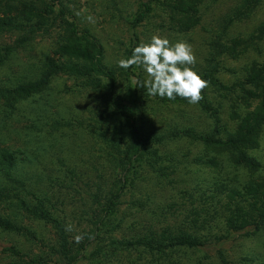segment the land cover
I'll return each mask as SVG.
<instances>
[{
  "label": "rangeland",
  "instance_id": "rangeland-1",
  "mask_svg": "<svg viewBox=\"0 0 264 264\" xmlns=\"http://www.w3.org/2000/svg\"><path fill=\"white\" fill-rule=\"evenodd\" d=\"M17 1L27 3L36 0ZM144 1L146 0H42L49 6L52 4V12H48L49 9L46 8L48 14L43 15L38 30L34 28L35 25L31 27V23H24L20 31L0 33V55L3 57L0 62V86L12 85L20 79L26 81L37 78L47 59L64 62L66 57L61 55L58 45L62 43L65 35L64 22L70 23L74 20L78 32L87 31L100 44L102 63L114 76L113 93L116 103L128 106L125 93L127 88H133L135 81L131 73L141 76L142 82L147 76L143 68L133 65L130 73L129 70L118 67L117 61L125 59L132 44L139 46L141 43H148L153 35H158L168 39L171 44L180 41L188 43L196 57L193 70L202 79L206 70L216 62L217 69L212 73V78L229 92L221 91L208 83V87L202 91L203 106L200 103L191 105L188 102L144 101L148 107L154 109L146 119H151L164 135L171 129L168 126H176L191 127L203 133L212 131L215 137L231 136L239 118L251 111L256 103L245 96V90L252 92V88L244 85L243 91L233 85L243 79L245 70L252 62H260L264 58V37L256 36L260 33L264 20V0L250 4L245 15L234 20L237 11L246 6H243V0H200L199 23L184 32L168 30L167 16L157 4L153 5L152 11L139 24L131 27V22ZM59 6L63 8L64 14H59ZM230 18L232 22L225 26ZM30 28L34 29V33L20 44L19 39L27 37ZM218 36L226 46H231L230 39H241L246 43V50L243 51V44H240L225 54L214 55L213 42ZM10 46L11 51L3 54V49ZM143 91L147 93L146 88ZM99 100L101 98L92 90H88V87H84L79 80L56 74L50 80L46 91L23 101L18 115L5 119L7 125L4 127L5 133H0V139L5 137L8 145L14 146L12 148H25L28 153H36L34 157L46 163H49V159L46 158L45 150L55 146L60 151V156L66 157L67 152L77 167L104 164L103 159H95L101 156L99 146L79 130L68 132L67 127H61L62 130L54 132L55 130L51 131L45 125L46 120L54 117V113H60L71 126L74 125L75 123L69 121L70 118L66 119L68 111L76 118H88L93 121L99 118L98 111L103 108ZM36 109L42 110L38 113L40 116L33 114ZM2 118L0 114V125ZM88 119L85 120L89 121ZM31 125L41 128L39 131L35 128L29 129ZM62 135L71 136L64 139L61 138ZM163 150L165 162L160 166L161 173L154 175L151 171L144 172L139 169L136 175L140 179L135 182L140 186V190L133 193L125 191L120 198V205L117 206L118 216H123V219L129 222L133 217L140 216L143 219L152 210V219L156 221L157 228H176L191 220L192 211H206L207 219L213 217L216 220L204 230H198L196 234L208 236V242L196 250L181 249L171 253L168 264H221L216 250L222 252L229 264L264 263V237L251 232L249 228L230 233L220 242L212 238L225 233L221 223L223 214L217 204V201L221 200L212 201L208 196L210 189L214 184L220 183L239 187L247 183L252 175L245 169L232 165L226 152L203 147L188 138L166 141ZM247 153L260 163L254 176L264 177V128L260 134L258 148ZM27 156L31 158V155ZM199 158L201 160H197ZM206 159L213 163L203 164ZM79 187L78 184L76 188ZM62 198L65 200L62 202L66 206L67 220L73 228L71 239L74 240L76 235H82L84 239V234L93 230V225L86 223L83 214L85 209L82 210L79 196L69 190L68 195L63 194ZM133 201L142 204V208ZM23 224L31 226V230L38 236V241L30 242L20 235L0 230V264H13L16 261L24 263L34 255H40L46 260V264H53V260L51 262L47 256V245L51 244L52 239L48 226L30 224L27 220H24ZM121 231L122 229L114 232L110 237L121 239L128 236L127 232ZM107 242V235L102 232L94 239L89 238L85 242V250L74 264H149L148 256L132 248L112 253L111 257H108L110 247ZM102 243V249L94 252ZM80 244L74 242L73 247H79ZM8 247L18 251L20 259L10 255L6 251ZM155 263L158 264L157 261Z\"/></svg>",
  "mask_w": 264,
  "mask_h": 264
},
{
  "label": "trees",
  "instance_id": "trees-1",
  "mask_svg": "<svg viewBox=\"0 0 264 264\" xmlns=\"http://www.w3.org/2000/svg\"><path fill=\"white\" fill-rule=\"evenodd\" d=\"M199 1L146 0L140 4L131 27L139 24L152 11L153 5L157 4L162 7L167 16L168 30L184 32L199 23ZM256 1L258 0H243L242 4L246 6L243 10L237 11L233 20L245 15L248 6ZM46 8L49 9L48 12H52V4L49 6L42 0L27 3L17 0H0V33L20 31L24 23H31V27L35 25L34 28L38 30L43 15L48 14ZM58 12L64 14L61 6L58 7ZM231 22L230 18L225 26ZM64 23L66 24L65 35L62 43L58 45L61 55L66 57L64 62L47 59L37 78L26 81L20 79L12 85L0 86V114L3 117L0 133H5L4 127L7 125L5 119L18 115L17 112L22 109L23 101L46 91L54 75L64 74L79 80L84 87L96 93L101 98L99 102L103 108L98 111L97 120L91 121L85 118L91 122L76 118L68 111L66 119L70 118L69 121L75 123L74 125L71 126L68 120L59 115L60 113H54V117L46 120L45 125L51 131L55 130L54 132L62 130L61 127H67L68 132L79 130L99 146L101 156L95 159H103L104 164L77 167L66 151V157H62L55 146L45 150L46 158L49 159V163H46L35 158L36 153H28L25 148H12L14 146H9L4 140L5 137L0 139V230L20 235L27 238V241L36 242L38 236L31 230V226L23 224V221L48 226L52 239L51 244L47 245V256L48 260L51 262L53 260V264H74L81 252L85 250L87 245L85 242L89 238L94 239L99 236L100 232L107 235V244L110 247L108 257H111L112 253L132 248L148 256L149 264H156V261L158 264L160 262L168 264L171 253L181 249L196 250L204 246L208 242L206 238L208 236L196 233L200 229L207 228L208 224H212L216 218L207 219L206 211L201 213L192 211L191 220L186 225L182 224L176 228L168 226L157 228L156 221L152 219L154 211L148 212V216L143 219L138 216L127 222L123 216H118L117 206L120 205V198L125 191L133 193L140 190V186L135 182L138 178L140 179L136 175L139 169L144 172L151 171L154 175L161 173L160 166L165 162L163 147L166 141L188 138L200 143L203 147L226 152L231 158L232 165L245 169L252 175L247 183L239 187L220 183L214 184L215 186L210 189L208 196L211 200L222 201H217V204L221 209L220 213L223 214L221 223L222 231L225 233L212 238L220 242L230 233L247 228L264 237V177L254 176L260 163L247 153L249 150L258 148L260 134L264 128V58L260 62H252L245 70L243 79L233 85L239 89L242 88L243 91L244 85L252 88V92L245 90V96L256 103L251 111L239 118L235 132L231 136L215 137L212 131L203 133L191 127L176 128V126H168L171 129L167 135H164L151 119H146V116L153 113L154 109L148 107L144 101L187 103V100L180 97L169 100L166 97L145 94L144 87L136 83L137 81L143 83V79L130 72L132 66L126 69L135 79L133 88H127L125 93L128 106L117 105L113 93L114 76L102 63L100 44L87 31L78 32L74 20ZM260 30V33L256 35L257 38L264 37V20ZM27 32V37L23 36L19 39L20 44L28 40V37L34 33V29L30 28ZM242 41L233 38L229 40L231 46H226L218 36L213 42L212 48L215 51L213 54H225L239 47L240 44H243L241 49L245 51L246 43ZM136 46L132 44L126 52L125 59L131 57ZM11 49V46L5 47L3 54L10 52ZM2 58L0 55V62ZM211 61L214 60L211 59ZM216 69L215 62L206 70L203 79L215 88L229 92L226 87L212 78V73ZM203 101V98L199 101L201 106L204 104ZM38 109L33 113L36 116H40L38 113L42 112ZM33 128L39 131L41 127L34 125L29 127V129ZM70 136L62 135L61 138L69 139ZM28 154L32 159L27 156ZM202 163L213 162L206 159ZM78 184L80 187L76 188ZM69 190L79 196L82 210L85 209L83 214H85L86 223L93 225V230L84 234L79 247H73L74 240L71 239L73 228L71 232L65 230L70 223L67 220L66 206L62 202L65 200L62 195H68ZM85 201L87 203H83ZM133 202L140 209L142 208V204ZM121 229V232H127L128 236H123L121 239L110 237ZM103 245L102 243L96 247L94 252L100 251ZM6 251L17 259L21 257L13 247H8ZM216 256L221 264H229L220 250H216ZM45 262L46 260H43L40 255H34L24 263L16 261L13 264H46Z\"/></svg>",
  "mask_w": 264,
  "mask_h": 264
},
{
  "label": "clouds",
  "instance_id": "clouds-1",
  "mask_svg": "<svg viewBox=\"0 0 264 264\" xmlns=\"http://www.w3.org/2000/svg\"><path fill=\"white\" fill-rule=\"evenodd\" d=\"M195 64L196 57L188 43L171 44L158 35L135 47L130 58L117 61L121 69H129L133 65L143 68L147 79L136 83L146 88L148 95L169 100L180 97L191 105L199 103L203 98L202 91L208 87V82L193 70ZM65 230L71 232L72 227L68 225ZM73 239L79 244L83 236L76 235Z\"/></svg>",
  "mask_w": 264,
  "mask_h": 264
}]
</instances>
